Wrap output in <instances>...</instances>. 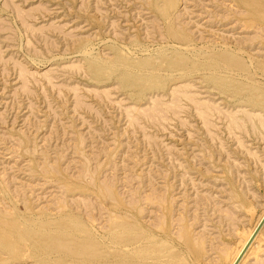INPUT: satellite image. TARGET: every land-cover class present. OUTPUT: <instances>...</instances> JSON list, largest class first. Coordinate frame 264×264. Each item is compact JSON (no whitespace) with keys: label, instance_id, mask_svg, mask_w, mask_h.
<instances>
[{"label":"rangeland","instance_id":"1","mask_svg":"<svg viewBox=\"0 0 264 264\" xmlns=\"http://www.w3.org/2000/svg\"><path fill=\"white\" fill-rule=\"evenodd\" d=\"M263 211L264 0H0V264H229Z\"/></svg>","mask_w":264,"mask_h":264},{"label":"bare ground","instance_id":"2","mask_svg":"<svg viewBox=\"0 0 264 264\" xmlns=\"http://www.w3.org/2000/svg\"><path fill=\"white\" fill-rule=\"evenodd\" d=\"M117 65V64H116ZM132 65V64H131ZM142 65H144V64H142ZM115 66V65H114ZM130 66V65H129ZM136 66V65H135ZM137 66H139V64L137 65ZM149 66V65H148ZM133 67H134V65H133ZM132 67V68H133ZM141 67V66H140ZM131 69V68H130ZM153 74V73H152ZM144 75V74H143ZM154 76V75H153ZM162 80V79H161ZM158 81H159V79H158ZM133 87V86H132ZM178 103V102H177ZM209 106V105H208ZM198 107V106H197ZM201 107V106H200ZM205 107V106H204ZM206 109H207V106H206ZM201 113V112H200ZM203 116H205L204 114H203ZM234 119V118H233ZM232 119V120H233ZM235 121V120H234ZM108 191V190H107ZM264 222V211L262 212V214L259 216V218L257 219V221H256V223H255V225H254V227H252L249 231H248V233H247V235H246V237L242 240V242L239 244V246L237 247V249H236V251L234 252V254H233V257H232V259H231V261L229 262V264H241L244 260H246V258H247V256L251 253V251H252V249L254 248V247H256V244H257V241H258V243H260L259 242V237H260V233L261 232H259V228L261 227V225H262V223ZM126 226V225H125ZM125 226H123V223H121V225H119V226H115L116 228H117V231H119V230H122V228L123 227H125ZM129 226V225H128ZM129 227H131V226H129ZM134 227V226H133ZM135 228V227H134ZM125 231H126V229H124ZM124 230H122V231H124ZM128 230V229H127ZM129 230H131L130 228H129ZM129 232V231H128ZM132 232H133V229H132ZM116 233V232H115ZM114 233V234H115ZM122 233H124V232H121V234ZM133 233H135V232H133ZM119 234H120V232H119ZM116 235V236H113V237H116L117 238V241H116V243L117 242H119V244H123L124 246L125 245H133L134 246V244L136 243V238L139 236H136L135 237V239H134V241L135 242H133L132 244H131V242L133 241L132 239H133V235H131V231H130V234H128L127 236H124V234H122V235ZM141 234V233H140ZM147 235V234H146ZM118 236H120V237H118ZM144 235H142V237H143ZM148 236V235H147ZM142 237H141V235H140V238L142 239ZM150 237V236H149ZM116 238H115V240H116ZM114 239V238H113ZM139 239V238H138ZM145 239V238H144ZM147 239V238H146ZM151 239V238H150ZM131 240V241H130ZM140 240V239H139ZM138 240V241H139ZM74 241V240H73ZM137 241V242H138ZM140 244H141V242H140ZM61 247V246H60ZM104 247V246H103ZM116 247H117V244H116ZM116 247H115V249H116ZM119 247V246H118ZM127 247V246H126ZM141 247V246H140ZM144 247V246H143ZM143 247H141L142 249H143ZM149 247V246H148ZM154 248H159V247H154ZM102 249V248H101ZM107 249V248H106ZM110 249V248H109ZM123 249V248H122ZM133 249V248H132ZM148 249H150V248H148ZM160 249V248H159ZM159 249H157V251L159 250ZM128 250V249H127ZM136 250H138L137 248H136ZM150 250H152L151 251V253L154 251V250H156V249H154L153 250V248L152 249H150ZM149 250V251H150ZM160 250H162V249H160ZM254 250V249H253ZM112 251V250H111ZM116 251V250H115ZM118 251V250H117ZM119 251H120V249H119ZM129 251V250H128ZM132 251V250H131ZM139 251V250H138ZM141 251V250H140ZM139 251V252H140ZM145 250H143L142 251V253L144 252ZM148 251V252H149ZM156 251V252H157ZM109 252H110V250H109ZM113 252H114V250H113ZM122 252V251H121ZM133 252V251H132ZM132 252L130 253L131 254V256H132ZM137 252V251H136ZM155 252V251H154ZM153 252V253H154ZM155 252V253H156ZM253 252V251H252ZM101 253H103V251H101L100 252V254ZM105 253V252H104ZM104 253H103V256H102V259H105V257L107 256H104ZM107 253V252H106ZM115 253L116 252H114V254L113 255H115ZM119 252H117V254L116 255H120L121 253H119ZM125 253V252H124ZM124 253H122V255L124 254ZM128 253V252H127ZM127 253H126V255L125 256H127ZM145 253L147 254V250L145 251ZM150 253V252H149ZM152 253V254H153ZM110 254H112V253H110ZM134 254V253H133ZM136 254V253H135ZM144 254V253H143ZM253 254V253H252ZM115 255V256H116ZM124 255L123 256H121L122 258L124 257ZM129 255V254H128ZM142 255V254H141ZM140 255V256H141ZM158 255V254H157ZM156 254H155V256H157ZM109 256V255H108ZM143 256H145V255H143ZM148 255H146V257H144V258H147L146 260H150V259H148V258H153V257H150V255L147 257ZM166 256V255H165ZM251 256V255H250ZM110 257H111V255H110ZM116 257H118V256H116ZM116 257H115V259L114 260H116ZM129 257H130V255H129ZM128 256L127 257H124V259L125 258H129ZM136 257H138L137 255H136ZM160 257V256H159ZM242 257V258H241ZM109 258V257H108ZM130 258H135V257H130ZM140 258H142V256L140 257ZM175 258V257H174ZM100 259H101V257H100ZM119 259H120V257H119ZM155 259V258H154ZM161 259V258H160ZM110 260V259H109ZM141 260V259H140ZM159 260V259H158ZM100 261V260H99ZM105 261H107V260H105ZM120 261V260H119ZM119 261L117 262V263H113V264H129V262H132V260L131 261H129V262H126V261H128V260H126V261H124V263H122V261H121V263H119ZM103 262V261H102ZM111 262V261H110ZM133 262H136L135 260H133ZM142 262V261H141ZM101 263V262H100ZM148 263V262H147ZM149 263H150V261H149ZM101 264H103V263H101ZM105 264H106V262H105ZM107 264H111V263H108L107 262ZM132 264H134V263H132ZM136 264H140V263H136ZM142 264V263H141ZM143 264H145V263H143Z\"/></svg>","mask_w":264,"mask_h":264},{"label":"water","instance_id":"3","mask_svg":"<svg viewBox=\"0 0 264 264\" xmlns=\"http://www.w3.org/2000/svg\"><path fill=\"white\" fill-rule=\"evenodd\" d=\"M263 225H264V223H262V225H261L260 229L263 227Z\"/></svg>","mask_w":264,"mask_h":264}]
</instances>
